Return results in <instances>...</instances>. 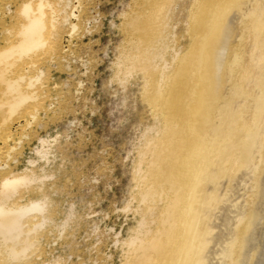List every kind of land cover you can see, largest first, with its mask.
I'll return each mask as SVG.
<instances>
[{
    "label": "bare ground",
    "instance_id": "bare-ground-1",
    "mask_svg": "<svg viewBox=\"0 0 264 264\" xmlns=\"http://www.w3.org/2000/svg\"><path fill=\"white\" fill-rule=\"evenodd\" d=\"M16 1L0 0V264H38L33 259L43 257L42 241L53 235L45 227L55 222L54 204L42 191L54 178L46 168L56 159L58 137H41L25 170L12 166L20 163L23 141L47 125L48 113L57 118L50 69L63 61L64 33L71 44L79 40L87 16L82 0L77 6L22 0L13 15ZM132 3L131 12L120 14L125 41L115 78L126 88L143 76L153 123L138 147L135 193L122 209L134 214L136 225L126 239L116 238L121 263L264 264V200L247 219L238 215L235 229L228 216L224 224L211 222L247 178L257 179L253 195L264 199V170L258 175L264 167V0H194L179 23L178 0ZM180 23L186 27L179 35ZM36 192L42 197L29 198ZM66 217L57 233L76 215Z\"/></svg>",
    "mask_w": 264,
    "mask_h": 264
},
{
    "label": "rangeland",
    "instance_id": "rangeland-1",
    "mask_svg": "<svg viewBox=\"0 0 264 264\" xmlns=\"http://www.w3.org/2000/svg\"><path fill=\"white\" fill-rule=\"evenodd\" d=\"M23 1L17 0L13 4V15L18 3ZM82 1L87 16L81 30L84 35L71 44L72 40L65 32L62 41L63 61L61 65L50 69L53 73L49 81L50 95L55 98L59 94L58 99L52 102L51 109L56 111L59 108L58 116L56 118V114L48 113L42 120L44 126L46 122L47 125L35 128L31 139L23 141L20 163L18 167L12 166L16 172L25 170L28 160L36 158L35 148L40 145L39 139L58 137L56 159L46 168L48 175L52 174L54 178L46 182L43 194L36 192L29 197L37 199L42 197L41 194L46 195L54 204L52 211L55 222L45 227L53 229V235L46 238L48 243V240L42 241L44 255L33 259L38 264L59 257L63 259L62 264H122L123 253L121 247L115 245L116 238L126 239L130 229L136 225L134 214L122 209L135 193L134 171L138 147L147 126L153 123L152 108L144 97L146 88L142 75L132 78L126 83V88L115 78L119 48L125 41L124 30H121L124 20L120 14L124 11L129 13L135 5L133 0ZM193 1L178 0L175 22L187 21ZM74 3L76 6L79 4L77 0ZM180 24L175 25L179 35L183 34L186 27V24ZM88 32L91 34L88 35ZM53 86H56V91ZM76 90L79 92L76 93ZM42 117H45L43 113ZM18 127L14 128V132ZM20 136L17 135V138ZM262 169L264 167L260 168L258 175ZM252 179L250 182L247 178L236 195L230 194L238 201L232 199L231 202L221 204L227 211L222 214L218 210L212 213L211 219L214 221L211 222L216 221L215 225L224 224L228 216L233 220L230 224L233 227L238 223L239 216L244 220L249 217L252 208L258 207L259 202L264 200H256L253 195L258 190L255 188L257 185H253L257 179ZM227 186L228 183L224 190ZM236 203L239 209H231V205ZM70 211L76 215L74 222L62 233H57L55 226L65 221ZM237 230L238 235L240 228ZM263 230L264 227L259 233L260 242L263 241ZM228 238L231 241L232 237Z\"/></svg>",
    "mask_w": 264,
    "mask_h": 264
}]
</instances>
